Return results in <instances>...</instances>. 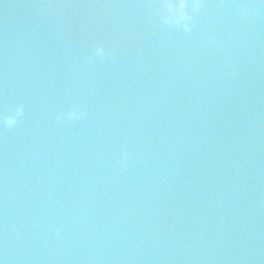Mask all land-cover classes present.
<instances>
[{
  "label": "water",
  "instance_id": "95a60500",
  "mask_svg": "<svg viewBox=\"0 0 264 264\" xmlns=\"http://www.w3.org/2000/svg\"><path fill=\"white\" fill-rule=\"evenodd\" d=\"M184 11L0 0L3 264H264V0Z\"/></svg>",
  "mask_w": 264,
  "mask_h": 264
},
{
  "label": "clouds",
  "instance_id": "9594fccd",
  "mask_svg": "<svg viewBox=\"0 0 264 264\" xmlns=\"http://www.w3.org/2000/svg\"><path fill=\"white\" fill-rule=\"evenodd\" d=\"M204 0H192L193 9L198 10L203 6ZM188 0H180L179 5L177 6L173 0H163V4L166 7L168 13L175 15L176 12H179V15L176 16V22L179 23L181 20L184 21H190L192 17L184 11V9L187 7ZM247 6L245 4H241V8H246ZM164 19L167 21L168 17L165 16ZM184 28L186 31L191 30V24L185 23ZM102 51V50H101ZM23 111V107L21 106L20 109H18L17 115L21 114ZM73 116L76 115L75 112L72 113ZM5 123H7L9 126L16 123V116H9L6 118ZM0 264H3V261L0 260Z\"/></svg>",
  "mask_w": 264,
  "mask_h": 264
}]
</instances>
